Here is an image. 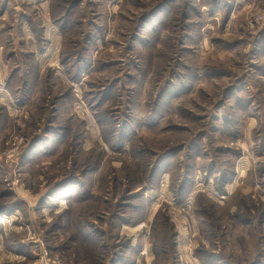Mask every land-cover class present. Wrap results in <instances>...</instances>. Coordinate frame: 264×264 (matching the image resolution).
Returning <instances> with one entry per match:
<instances>
[{"label": "rangeland", "instance_id": "obj_1", "mask_svg": "<svg viewBox=\"0 0 264 264\" xmlns=\"http://www.w3.org/2000/svg\"><path fill=\"white\" fill-rule=\"evenodd\" d=\"M0 264H264V0H0Z\"/></svg>", "mask_w": 264, "mask_h": 264}]
</instances>
